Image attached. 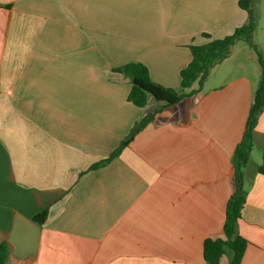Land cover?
Wrapping results in <instances>:
<instances>
[{
	"label": "crops",
	"instance_id": "obj_1",
	"mask_svg": "<svg viewBox=\"0 0 264 264\" xmlns=\"http://www.w3.org/2000/svg\"><path fill=\"white\" fill-rule=\"evenodd\" d=\"M239 1L0 0V245L17 214L48 210L30 264H207L204 241L223 236L235 189L257 54L237 43L197 93L171 106L152 97L134 106L113 70L143 63L180 92L190 47L247 24ZM255 11L259 27L264 0ZM157 109L119 157L89 171ZM252 137L240 264H264V110ZM232 258L227 250L220 264Z\"/></svg>",
	"mask_w": 264,
	"mask_h": 264
},
{
	"label": "trees",
	"instance_id": "obj_2",
	"mask_svg": "<svg viewBox=\"0 0 264 264\" xmlns=\"http://www.w3.org/2000/svg\"><path fill=\"white\" fill-rule=\"evenodd\" d=\"M256 0H240L239 6L248 13L246 25L237 28L233 34L223 39L211 40L202 46L192 45L190 47L192 60L187 67L181 70V91L164 87L151 79L149 69L143 63H128L113 72L124 76L131 86L128 102L138 108H144L148 104L149 97L163 103L164 106L178 104L185 97L197 93L202 87L212 69L229 58L235 45L239 42L247 43L257 54L261 74L259 85L254 93L251 110L247 120L245 134L238 145L234 158L233 169L235 189L226 206L225 221L223 225V236L218 238H207L203 244V256L207 264H220L227 250L233 252L231 264H240L246 251L248 242L239 234L238 223L242 216V210L247 200L248 182L245 178V167L253 153V130L257 124L260 114L264 110V54L254 44V37L258 29V16L255 11ZM195 83L198 88L193 89ZM158 109L145 116L136 123L129 135L120 144L119 148L108 158L93 165L90 170H95L109 164L119 157L122 151L133 142L136 135L154 120ZM258 173L264 175V155L262 163L258 167ZM48 216V210L37 215L32 221L42 226ZM9 248L6 242L0 245V264L8 260Z\"/></svg>",
	"mask_w": 264,
	"mask_h": 264
},
{
	"label": "water",
	"instance_id": "obj_3",
	"mask_svg": "<svg viewBox=\"0 0 264 264\" xmlns=\"http://www.w3.org/2000/svg\"><path fill=\"white\" fill-rule=\"evenodd\" d=\"M40 228L33 222L17 214L8 234V259L13 264L33 263L38 255Z\"/></svg>",
	"mask_w": 264,
	"mask_h": 264
},
{
	"label": "rangeland",
	"instance_id": "obj_4",
	"mask_svg": "<svg viewBox=\"0 0 264 264\" xmlns=\"http://www.w3.org/2000/svg\"><path fill=\"white\" fill-rule=\"evenodd\" d=\"M254 44L257 46V48L263 52L264 51V14L261 18L260 25L258 27V30L254 37ZM246 47V49H252L247 43L245 42H239L236 46V48ZM253 50V49H252ZM264 54V52H263ZM241 56V55H238ZM230 253V252H229Z\"/></svg>",
	"mask_w": 264,
	"mask_h": 264
}]
</instances>
